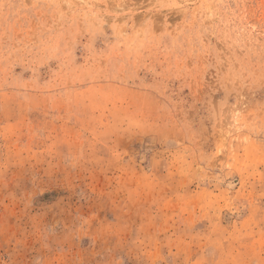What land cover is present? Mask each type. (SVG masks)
I'll return each mask as SVG.
<instances>
[{"label":"rangeland","instance_id":"1","mask_svg":"<svg viewBox=\"0 0 264 264\" xmlns=\"http://www.w3.org/2000/svg\"><path fill=\"white\" fill-rule=\"evenodd\" d=\"M0 264H264V0H0Z\"/></svg>","mask_w":264,"mask_h":264}]
</instances>
